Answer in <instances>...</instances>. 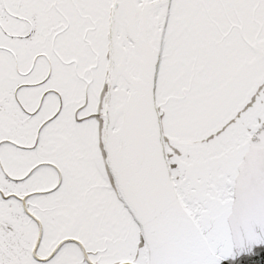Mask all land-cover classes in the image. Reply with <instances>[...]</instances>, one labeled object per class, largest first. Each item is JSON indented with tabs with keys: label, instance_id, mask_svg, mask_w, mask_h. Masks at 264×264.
I'll return each instance as SVG.
<instances>
[{
	"label": "snow or ice",
	"instance_id": "1",
	"mask_svg": "<svg viewBox=\"0 0 264 264\" xmlns=\"http://www.w3.org/2000/svg\"><path fill=\"white\" fill-rule=\"evenodd\" d=\"M0 264H264V0H0Z\"/></svg>",
	"mask_w": 264,
	"mask_h": 264
}]
</instances>
